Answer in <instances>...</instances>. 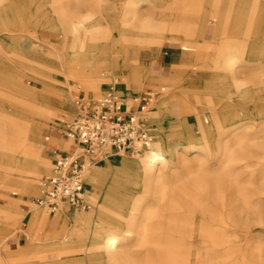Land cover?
<instances>
[{"label":"bare ground","instance_id":"bare-ground-1","mask_svg":"<svg viewBox=\"0 0 264 264\" xmlns=\"http://www.w3.org/2000/svg\"><path fill=\"white\" fill-rule=\"evenodd\" d=\"M71 1L69 6L57 12L59 47H50L55 50L58 60V74L52 78L50 97L45 99L40 95L39 86L17 81V89L26 95V99H17V103L10 105V111L0 112V133L5 141L3 147L8 151L2 156L5 167L0 174V187L6 189H2L6 194L8 190L10 193L7 194L5 207L0 208V222L5 221L6 225H14L19 219L21 197L10 195H36L39 191L37 177L49 164L40 147L42 131L39 119L45 114H53L56 99L70 110L75 109V99L79 95H76L72 80L76 78L80 87L94 94L102 81L118 84L117 74L121 73L118 67L122 64L127 66L121 74L126 86L131 82L146 81L149 77V67L138 63L139 48L133 51L130 61L121 62L118 59L122 50L118 38L103 34L108 30V20L102 12L105 6L101 1L92 5L86 0ZM160 3V0H125L121 12L123 18L136 19V9L144 4L153 7ZM215 3L224 4L229 11L226 0H215ZM83 8L85 13L80 15ZM208 14L207 20L216 21L221 33L225 32L229 15L224 14V7H216ZM256 16L255 5L251 22ZM197 17L182 15L171 22L170 31L183 37L178 41L184 51L194 46L190 37L195 30L201 26L204 31L205 23ZM134 24L138 28L155 30H165L167 26L166 23L150 24L137 19ZM224 41L216 43L214 61L215 69L222 72L223 67L229 64V58L239 61L243 57V54L225 56ZM256 71L261 69L257 68ZM33 73L37 75L36 81H40L38 73ZM178 78L174 70L172 74L159 76L164 83L160 89L171 88ZM106 87L112 88L104 86L99 91ZM241 88L235 77L223 74L204 85V96L232 97ZM150 92L151 99H155L153 116H161L171 99L177 104L184 102L180 98L181 93L162 101L158 98L159 90ZM184 111L181 110L183 116L179 121L170 122L165 128L158 127L147 146H137L128 151V155L119 152L117 155L96 157L93 164L105 159L104 170L92 165L89 174L94 179L106 178L99 189L101 200L93 211L75 212L70 218L66 210L60 209L50 223L45 208L37 206L33 200V204L28 202L31 211L29 232L34 227L44 229L46 235L56 237L54 242L59 247L68 246L71 250L86 251L87 246H82L90 241L89 248L99 252L100 264H228L229 251L220 252L218 246H224L241 233L242 204L249 202L243 189L247 184L243 182L240 168L245 145L242 117L239 113H235V118L226 116L231 122L230 126H226V120L221 115L219 125L213 132L211 127L200 124L196 140L187 144V117ZM236 122L238 124H234ZM63 141L65 143L62 142V145L67 148L69 142ZM188 147L199 150L194 151L196 155L188 157ZM210 155H214V163L208 160ZM129 186H139L142 192L131 197L128 204L123 196ZM206 186L209 189L203 190ZM61 212L65 218L57 227ZM35 236L33 233L28 237L30 246L22 248H33ZM195 242H200L201 247L197 248ZM262 248L260 241L253 242V254L248 257V264H264ZM72 261L59 259L53 264H74Z\"/></svg>","mask_w":264,"mask_h":264},{"label":"rangeland","instance_id":"rangeland-1","mask_svg":"<svg viewBox=\"0 0 264 264\" xmlns=\"http://www.w3.org/2000/svg\"><path fill=\"white\" fill-rule=\"evenodd\" d=\"M99 1L105 6L102 12L107 15L108 20V30H105L103 34L117 37L122 49H120L118 59L120 58L121 62L130 61L133 51L139 48L138 63L149 67V77L146 81L131 82L126 86L121 74L127 66L122 64L118 67L121 72L117 74L118 84L112 85L102 81L100 87L112 86V88L106 87L103 91H99L102 90L99 87L94 94L84 90L80 87L78 80L73 79L72 85L76 87V95L82 93L99 95L105 90L112 89L119 92L120 95L130 98L131 95L138 96L143 91L159 90L158 98L165 101L166 98L170 100L175 93H181L180 98L184 102L177 104L171 99L161 116L152 115L155 99H151L147 104L143 111L145 115L140 113V116L142 124L151 128L153 136L158 127L165 128L170 122L179 121L183 116L181 110H185L183 114L187 117L188 135L185 136L187 144L196 140L200 132V124L211 127L213 132L214 128L219 125L221 115L226 120V126H230L229 123H231L226 116L235 118V113H239L242 117L241 128L245 135V145L240 168L243 182L247 184L243 189L249 202L242 204L243 226L241 233L237 238L226 242L224 246L219 245L218 248L220 252L229 251L226 261L228 264H248V257L253 254L251 246L255 240L261 242L264 254V0H226L230 6L229 11L225 9L223 1L218 5L215 0H160L161 3L156 6L148 7L144 4L136 9L138 21L150 24L154 22L166 23L165 30L138 28L134 24L136 19L123 18L121 5L125 0H86L91 5L94 2L101 3ZM71 2V0H0V112L10 111V105L17 103V99H26V95L17 89V81L22 84L39 86L40 95L45 99L50 97L52 78L57 77L58 74L56 71L58 60L55 58V50L50 47V45L59 47L57 38L60 29L57 12L59 9L69 6ZM155 2H159V0H155ZM116 4L117 7H115ZM255 5L257 16L251 22L252 8ZM222 6L224 14L229 15V25L223 33L216 21L207 20L208 13L214 8ZM84 13L85 9L83 8L80 10V15ZM182 15L195 16L197 19L199 16L205 23L204 31L200 26L190 37L191 43L194 45L191 50H182L178 40L183 37L181 34L170 31L171 22ZM223 40H225L223 52L225 56L236 57L237 54H243L239 61L229 58V64L223 67L224 72L215 69L214 65L216 43ZM247 65L251 68L248 69ZM257 68L261 71H256ZM173 70L174 74L179 77L177 82L171 88L168 86L161 90L160 87L164 83L160 81L159 76L172 74ZM33 71L38 73L40 81H36L35 76L37 77V75ZM223 74L227 77L230 75L235 77L241 84V91H237L232 97H215L210 94L204 96V85ZM253 77L255 78L252 79ZM74 110L65 107L63 102L56 99L53 114H45L39 119L42 131L40 147L49 164L45 171L37 177V188L40 178L50 171V148L56 146L62 150L68 149L62 145V142L65 143L60 135L63 130L62 126L52 120L62 116L72 117L75 113ZM4 142L0 133V174L5 167L2 156L8 152L3 147ZM195 150L199 149L188 147V157L196 155ZM202 153L206 156L205 151ZM13 154L17 155V152ZM124 154L130 153L125 152ZM207 158L211 163H214V155ZM95 159L96 157L93 161ZM92 165L94 168L104 170L105 159L100 162L96 161ZM89 169L85 177L89 189L87 197H90L94 203L89 209H75L68 206L60 208L66 210L70 218L75 212L93 211L101 200L99 189L106 177L94 179L89 174ZM2 189L6 191L5 188L0 187V208L5 207L10 194L9 190L7 195ZM207 189H209L208 186L203 187V190ZM126 190L127 193L123 198L128 204L131 197L142 192L139 186H129ZM37 195L38 193L36 195H10L21 197L18 204L19 219L18 222L15 221L14 225H6L5 221L0 222V264H53L59 259L69 262L73 260L74 264H100L99 252L89 248L90 241L82 246V248L87 246L86 251L71 250V247L68 246L59 247L54 242L56 237L46 235L44 229L34 227L30 228L29 232L31 217L29 203L31 200L34 201ZM60 211L47 212L50 223ZM64 218L65 214L61 212L57 227L60 226ZM33 233L36 234V239L33 241L35 246L30 250L22 248L30 246L28 237ZM194 244L197 248L202 245L200 242Z\"/></svg>","mask_w":264,"mask_h":264},{"label":"built area","instance_id":"built-area-1","mask_svg":"<svg viewBox=\"0 0 264 264\" xmlns=\"http://www.w3.org/2000/svg\"><path fill=\"white\" fill-rule=\"evenodd\" d=\"M151 98L150 91L130 98L112 89L99 95L80 94L72 117L52 120L62 126L60 135L69 146L66 150L50 148L51 167L39 180L36 204L49 213L62 206L91 208L94 202L87 197V170L97 156L128 152L151 142V128L142 124L140 116Z\"/></svg>","mask_w":264,"mask_h":264},{"label":"crops","instance_id":"crops-1","mask_svg":"<svg viewBox=\"0 0 264 264\" xmlns=\"http://www.w3.org/2000/svg\"><path fill=\"white\" fill-rule=\"evenodd\" d=\"M161 69H162V66H161Z\"/></svg>","mask_w":264,"mask_h":264}]
</instances>
